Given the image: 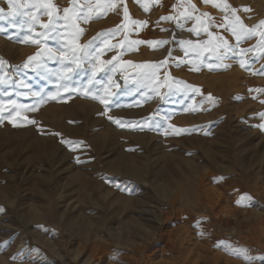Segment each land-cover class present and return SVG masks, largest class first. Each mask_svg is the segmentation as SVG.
Segmentation results:
<instances>
[{
    "label": "rangeland",
    "instance_id": "obj_1",
    "mask_svg": "<svg viewBox=\"0 0 264 264\" xmlns=\"http://www.w3.org/2000/svg\"><path fill=\"white\" fill-rule=\"evenodd\" d=\"M45 2L61 17L72 6ZM112 2L116 8L99 18L94 12L87 22L76 20L66 34L60 28L62 38L36 35L49 20L42 8L32 32L23 16L0 19V264H161L168 231L195 218L215 242L197 264H264V130L257 127L264 123V49L253 47L258 35L238 43L220 26L229 23L224 3L249 7L237 15L251 28L264 20V0H191L195 10L189 0ZM0 7L7 12L6 0ZM118 25L125 37L120 30L93 40ZM68 40L80 46L81 66L71 65L62 79L59 57ZM105 41L115 47L96 59ZM144 64L152 67H137ZM145 72L155 74L144 80ZM8 101L21 106L19 117ZM242 195L251 198L248 206L236 203ZM169 201L188 211L181 220ZM207 234L201 245L210 242Z\"/></svg>",
    "mask_w": 264,
    "mask_h": 264
},
{
    "label": "snow or ice",
    "instance_id": "obj_2",
    "mask_svg": "<svg viewBox=\"0 0 264 264\" xmlns=\"http://www.w3.org/2000/svg\"><path fill=\"white\" fill-rule=\"evenodd\" d=\"M7 2V12H5V9L3 7H0V19H5L6 17H11L15 19L17 16H23L25 19L22 21V24H27V28L29 32H32L34 29V26L38 23V15H39V9H44L49 17L48 23L47 24H40V27L45 29L46 31L43 33H36L37 36H44L46 39H52V38H62L63 34L59 32L60 28H63L65 30V34L67 33L68 29L74 27V21L76 20H84V22H87L89 19H92V13H96L95 18H99V16L104 15L107 13V11L111 9L116 8V4L112 2V0H96V4L93 7L91 4V0H84V4L80 5L77 7L76 0H71L72 6L70 8H65L64 15L61 17L59 15H54L52 9L55 7L54 5H51L50 3L45 2V0H37V2H32V0H6ZM140 0H137V3H139ZM202 3H212V0H201ZM217 8H221L219 4L214 5ZM173 7H176L174 5ZM195 4H191V0H189V8L191 10H195ZM189 8H186V11L183 15L186 16V18H190V11ZM35 11H32V10ZM87 9V11H85ZM145 11L148 10L147 5H144ZM244 11V12H250L251 9L247 6H242L241 9H236L232 8L230 5L227 3H224L223 7L221 8V11H224L226 13L230 12V16L226 15L225 20L229 21L228 24L225 25H220L221 27H225L227 30L231 32L233 36L236 37L237 42L239 43L242 39H247L252 36H259V39L257 41V44L254 45V48H261L264 49V20H260L258 24L252 26L251 28L247 27L241 17L237 15L238 11ZM125 17L127 18L128 12L127 8L125 7V12H124ZM201 15L203 16H208V13H202ZM162 20H171L173 17L171 16H164L160 17ZM63 20L65 23L63 25L58 24L57 22ZM134 24H139L141 27L146 26L147 22L146 21H133ZM12 27H18V25L12 24ZM22 26V25H21ZM257 29H260L258 32ZM0 31H4L3 28H0ZM81 31L80 29H77V32ZM120 31V26L118 25L114 29H109L104 32L98 33L97 37H93V40H96L100 36H115L118 32ZM162 31H166L165 29H162ZM191 32H195L197 35H199V31L196 28L189 29ZM207 31V29H205ZM49 33H56V37L50 36ZM211 35V33H208ZM222 40L223 45L227 47L228 42L226 40H223V38H219ZM33 43H38V40H33ZM92 42H89V45ZM136 43H148L149 45H152L153 43L156 44H164L167 43V41H138ZM183 43V42H182ZM187 43H191L188 41ZM89 45H84L83 48L87 49ZM115 47V45L108 44L107 41H105L104 48L97 49L96 52V59L99 58V55L103 53L105 49L110 50L111 48ZM62 48L64 49L60 53V61L64 65L63 71H62V79H69L70 74L74 71L73 67L71 65H75L76 68H79L81 66V57L78 55V52L81 50L80 46H76L75 42L72 40L66 41L64 45H62ZM49 54L52 56H55V53L52 52L51 49L48 50ZM244 51H252V49H241V52L243 53ZM37 56L40 55V53L36 54ZM88 53L85 52V56H87ZM36 57H29V60H35ZM116 57H113L112 60H106V61H101V64L105 65H111L113 63V60H115ZM67 61L65 64L64 62ZM163 63V62H161ZM26 67L28 66L27 64L25 65ZM160 65L157 64L156 67H159ZM244 63H241V67H244ZM137 67H142V68H149L152 67L149 64H144V65H137ZM96 74V70L93 71L92 75L93 77ZM154 72H145L142 74V79L144 80H151L152 77L154 76ZM92 81L90 80L89 83ZM66 91H69L66 89ZM196 91H199V89H196ZM257 91H260L257 89ZM84 95L87 96L88 92H84ZM111 95V94H110ZM52 99H55L56 97L53 96L51 97ZM96 96H93V99H96ZM100 102L102 104H106L107 101L104 99H100ZM8 104L11 105V107L15 110V116L19 117L20 115V109L21 106L18 105L15 101H8ZM5 108L4 102H0V111H2ZM26 110H31V109H26ZM259 116L264 119V113H259ZM9 122H12V117L13 113L9 112ZM3 116L0 115V120H3ZM26 119V117H25ZM109 119H112V117H109ZM30 123L35 124L36 122L34 120L29 121ZM114 123L120 124L121 121L119 120H114ZM261 130H264V123L257 125ZM61 143H68L70 145H73L77 142H72V141H64L61 140ZM251 198L247 195H242L236 203L238 205L243 204L244 206H248L245 202L250 201ZM241 252H247V249H239ZM264 259V258H261Z\"/></svg>",
    "mask_w": 264,
    "mask_h": 264
},
{
    "label": "bare ground",
    "instance_id": "obj_3",
    "mask_svg": "<svg viewBox=\"0 0 264 264\" xmlns=\"http://www.w3.org/2000/svg\"><path fill=\"white\" fill-rule=\"evenodd\" d=\"M91 109V108H89ZM88 112H90L88 110ZM84 117V116H83ZM82 117V118H83ZM85 118V117H84ZM94 141V140H93ZM39 143L41 145H45L47 142L45 140H39ZM47 145V144H46ZM96 148V147H95ZM108 165V164H107ZM111 168V167H110ZM109 168V169H110ZM37 194L39 193V190L37 188L36 190ZM42 193V191H40ZM44 193V192H43ZM172 196V195H171ZM172 206H174L175 213L173 218L176 220H181L182 216H184V213H187L188 211L184 209L181 205L180 202L178 201H169ZM168 202V204H169ZM216 201H205V204L209 206L211 209L216 208ZM105 201H101L100 203V208L101 210L104 209ZM209 207H207L209 209ZM198 209V208H197ZM212 210V211H213ZM218 210V209H217ZM33 211V210H32ZM228 212V211H227ZM168 212L165 213L162 217L158 219V222L163 223L164 221H167L170 218V215ZM213 215L215 216L216 213L212 212ZM231 214V213H230ZM162 215V214H161ZM227 215V214H226ZM257 215V214H256ZM255 215V217H256ZM261 215V214H260ZM249 217V216H248ZM261 217V216H260ZM218 218V217H217ZM228 219V218H227ZM259 219V218H258ZM136 220V219H135ZM138 221V220H137ZM136 221V223H137ZM185 221L189 222L188 225H184L182 227H177L175 229H172L168 231V233L172 236L171 240L169 241L168 244L165 245L164 250H162V259H161V264H197V262L202 259L204 256H201L202 251H207V245H211V243L214 242V236L209 235L206 233V230L203 228L204 227V222L201 219L195 218L193 220H187ZM213 221V220H212ZM223 221V220H222ZM157 222V224H158ZM218 224V223H217ZM226 224V223H225ZM224 224V225H225ZM229 224V223H228ZM87 226V225H86ZM136 226V224H135ZM140 226V225H139ZM209 226H212V224H209ZM70 227V226H69ZM79 227V226H78ZM77 227V228H78ZM145 228V226H143ZM196 228L197 234H193L192 229ZM215 227L214 229H216ZM73 229V228H72ZM146 229V228H145ZM76 230V229H75ZM137 230V229H136ZM141 230V229H140ZM144 230V229H143ZM236 230V229H235ZM234 230V231H235ZM139 231V230H138ZM142 232V231H141ZM237 232V231H236ZM156 233V232H155ZM202 233H205L210 238L209 243H205L204 245L200 244V237L202 236ZM139 234V233H138ZM201 234V235H200ZM137 235V234H136ZM144 235V234H143ZM155 237V236H154ZM207 238V239H208ZM223 238V237H222ZM227 238V237H226ZM26 240V237H24ZM204 243V242H203ZM215 243V242H214ZM214 245V244H213ZM226 247H230L229 243L225 245ZM60 253V252H59ZM57 254V253H56ZM215 259L213 261L218 260V255L213 256ZM222 257V255H219V258ZM209 260H211L209 258ZM205 258L206 262L210 261ZM217 262V261H216ZM215 262V263H216ZM201 264V263H200Z\"/></svg>",
    "mask_w": 264,
    "mask_h": 264
},
{
    "label": "crops",
    "instance_id": "obj_4",
    "mask_svg": "<svg viewBox=\"0 0 264 264\" xmlns=\"http://www.w3.org/2000/svg\"><path fill=\"white\" fill-rule=\"evenodd\" d=\"M53 1L55 2V0H48V2H52V3H53ZM120 30H122V32H121L122 36L125 37L126 36V28L120 27Z\"/></svg>",
    "mask_w": 264,
    "mask_h": 264
}]
</instances>
